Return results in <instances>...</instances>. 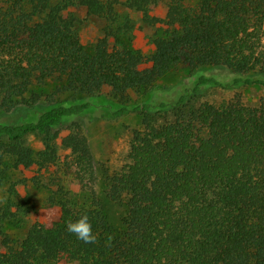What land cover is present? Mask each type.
<instances>
[{"label":"trees","instance_id":"obj_1","mask_svg":"<svg viewBox=\"0 0 264 264\" xmlns=\"http://www.w3.org/2000/svg\"><path fill=\"white\" fill-rule=\"evenodd\" d=\"M120 4L159 29L152 55L110 44V26L92 51L81 42L76 9L111 21ZM159 8L163 17L155 14ZM179 63L189 68V79L154 88ZM53 79L60 84L48 95L50 106L34 111L41 94L32 88ZM253 84L264 88V0H198L195 6L184 0H0V107L8 116L33 108L21 121L0 116V157H10L15 168L37 165L48 183L42 219L21 239L11 238L2 222L20 207L26 214L33 208L25 202L16 208V186L9 188L0 207V264H264V101L204 102L183 110L206 87ZM104 89L148 96L112 106L99 103ZM60 93L80 97L58 102ZM90 110L143 115L142 128L132 132L129 162L106 190L115 203L128 196L119 228L100 202L85 206L74 198L75 187L88 189L93 172L87 138L74 118ZM163 110H173L174 119L156 125L153 115ZM71 120L72 130L60 139L72 157L64 170L50 138L38 159L24 145V135ZM85 213L94 244L66 230Z\"/></svg>","mask_w":264,"mask_h":264},{"label":"rangeland","instance_id":"obj_2","mask_svg":"<svg viewBox=\"0 0 264 264\" xmlns=\"http://www.w3.org/2000/svg\"><path fill=\"white\" fill-rule=\"evenodd\" d=\"M186 5L195 6L198 0H184ZM79 17L78 33L81 42L89 51L95 42L105 35V29L110 26L114 30V35L109 37V42L119 48H126L140 53L143 56H150L154 52L152 40L159 33L155 26L147 25L142 14L126 7L123 4L115 7V16L111 21L92 18L80 10L76 9ZM165 10L159 8L155 14L163 17ZM190 77L189 68L179 63L171 70L166 72L154 82V88H170L181 81H186ZM60 84L57 80H49L42 86H34L32 91L41 94V99L33 108L39 112L43 108L50 106L47 101L48 95ZM103 97L99 103L118 105L121 100L131 103L139 102L147 98V93L137 95L130 92L126 96H118L104 89ZM78 95L71 93H60L55 100L71 101L79 100ZM240 101L247 105H255L264 101V88L259 85H241L238 87L219 86L206 87L197 94L190 96L184 111L188 112L198 107L204 102L218 104L221 102ZM33 108H18L15 112L8 115L0 107V116H5L13 121H21L27 117ZM173 110H163L153 115L156 125H160L174 119ZM143 115L141 112H128L123 115L113 117L109 113L95 110L87 111L74 118L79 124L81 131L87 138L89 149L93 160L92 176L88 189L75 187L74 198L80 204L89 206L92 199L100 202L103 206L107 221L116 228L121 227L122 220L127 209L128 196L125 195L120 203L112 202L106 194L110 177L118 172L129 162L128 153L134 129L142 128ZM72 120L61 128L50 130L47 133H28L22 137L25 146L29 147L35 159H38L39 152L44 148V140L50 138V142L57 151V165L62 169L71 160L70 152L60 144L62 136L68 134L73 128ZM2 141L0 140V144ZM1 152V150H0ZM64 170V169H63ZM72 176V175H71ZM90 175H88L89 177ZM44 174L38 169L37 165L30 168H15L10 157H0V207L10 198L9 188L12 184L16 186V196L13 198L16 208L25 202V206L33 208V212L26 214L21 208V212L16 217L2 222L3 229L13 239H21L25 236L30 224L36 220H41L44 213V203L48 195V185ZM68 181L71 180L67 177ZM76 181V179H75ZM86 188V187H85ZM14 197V196H13ZM14 209V208H13ZM57 264H79L73 262H60Z\"/></svg>","mask_w":264,"mask_h":264},{"label":"clouds","instance_id":"obj_3","mask_svg":"<svg viewBox=\"0 0 264 264\" xmlns=\"http://www.w3.org/2000/svg\"><path fill=\"white\" fill-rule=\"evenodd\" d=\"M66 230L86 244H94L97 242V236L92 230L90 218L86 213L81 214L75 220H69L66 223Z\"/></svg>","mask_w":264,"mask_h":264}]
</instances>
